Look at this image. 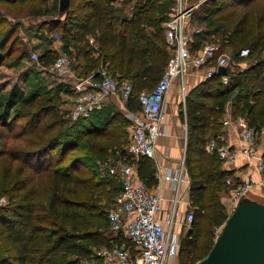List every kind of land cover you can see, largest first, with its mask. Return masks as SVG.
I'll list each match as a JSON object with an SVG mask.
<instances>
[{"label": "trees", "instance_id": "16d2710c", "mask_svg": "<svg viewBox=\"0 0 264 264\" xmlns=\"http://www.w3.org/2000/svg\"><path fill=\"white\" fill-rule=\"evenodd\" d=\"M113 1L71 0L65 11L57 10L60 16L65 15V22L54 24L55 28L62 24L66 38L74 30L78 34L91 29L101 32L102 54L87 58L79 74L92 73L99 80L101 66L108 63L106 70L120 82L134 84L126 103L129 110L136 111L140 94L152 90L167 69L170 49L164 29L175 0H139L136 5L134 0H123L121 6ZM33 2L45 0H0V13ZM57 11L49 5L32 6L29 14L37 17ZM192 22L202 27V32L195 34L196 47L218 40L217 54L228 49L238 61L243 48H249L250 54L249 66L230 73L227 84L215 75L187 96L186 165L194 219L187 237L181 239V264L204 260L216 242L215 238L207 251L201 252L203 217L209 215L219 228L229 218L221 200L223 192H228L226 179L232 178V171L222 168L217 153L205 150L209 135L219 133L229 100L233 99L234 117L242 115L240 110L246 107L243 115L249 124L264 125V0H208L194 11ZM5 37L0 41V65L6 58L1 52ZM66 50L72 58L69 48ZM58 55L48 49L39 54L40 64L49 66ZM72 69L78 72L73 58ZM63 94L74 95L65 81L28 93L17 88L0 91V199L7 201L0 205V264H82L95 256L92 247L119 241L110 230L111 208L106 211V204L116 194L120 196L122 184L117 176L104 175L96 166L108 161L111 153L117 162L134 163L138 177L148 187L159 182L152 158L136 160L127 152V113L101 108L72 122L62 108ZM249 98L243 107L242 101Z\"/></svg>", "mask_w": 264, "mask_h": 264}, {"label": "built area", "instance_id": "2783aa9c", "mask_svg": "<svg viewBox=\"0 0 264 264\" xmlns=\"http://www.w3.org/2000/svg\"><path fill=\"white\" fill-rule=\"evenodd\" d=\"M206 1L208 0H175L171 7L170 18L164 29L165 40L170 49L167 69L152 90H144L140 94L139 110L127 108L130 119V142L127 152L133 159L156 156L159 139L167 135V126L163 121L166 97L175 81L179 80L184 87L186 77L193 69H197L203 70L202 74L206 78L220 75L222 81L228 83L230 72L236 74L249 66V48L240 51L242 60L238 61L231 51L224 50L217 54L219 45L215 42L206 41L198 44V47L195 46L197 45L195 34L201 33L202 27L192 22L193 13ZM31 57L33 61L38 62L42 70L56 73L64 81L71 78L69 82H72L74 95L71 97L73 107L70 113L74 120L90 117L93 112L103 108L111 97H118L126 102L134 89L131 81L120 82L106 69H102V77L99 80H95L92 74L75 77L72 58L67 52L60 53L49 66L40 64L37 52L32 51ZM220 67H226L228 73L226 75L219 73ZM229 111L230 106L227 105V113ZM231 120V115H228L225 123ZM234 121L240 128L244 141L241 152L249 163L258 159L256 167L260 176L258 178L249 176L237 182L231 177L226 179L231 194L227 207L228 216L236 210L242 198L250 196L254 186L264 188V159L257 154L258 142L264 135V125L251 126L243 116ZM206 149L211 153H217L229 168L237 162L239 151L221 144L215 137L208 141ZM136 168L134 163L122 160L116 164L109 161L100 164L102 174L117 176L122 184L119 199L108 212L110 230L119 236L120 240L113 242L111 246L101 247L93 258L84 260L82 264H181V236L175 228L178 205L191 188L186 154L182 156L177 167H168L164 172L161 170L157 172L159 181L163 179L168 181L175 192L172 208L163 217L161 192L142 182ZM186 205V222L191 225L194 219V206L190 199ZM200 263L201 261H198L195 264Z\"/></svg>", "mask_w": 264, "mask_h": 264}, {"label": "crops", "instance_id": "0c3cea01", "mask_svg": "<svg viewBox=\"0 0 264 264\" xmlns=\"http://www.w3.org/2000/svg\"><path fill=\"white\" fill-rule=\"evenodd\" d=\"M123 0H114L112 4L116 6H121ZM139 0H134L133 4L138 3ZM136 5V4H135ZM170 12L168 13L169 16ZM132 16V15H131ZM65 18V15H63ZM169 18V17H168ZM61 34V33H60ZM56 34V46H48L46 50L51 49L56 53L60 54L66 52V48H69L71 55L75 61V66H77L78 72L74 70L75 77H86L88 75H80L79 73L83 72V67L87 63V58H97L102 53L103 37L101 32L98 29L90 30L87 32H79L74 30L70 38H66L64 34ZM109 34H108V43H109ZM58 44L62 46H58ZM105 44V43H104ZM109 46V45H106ZM61 48V49H60ZM45 50V51H46ZM42 51L41 53L45 52ZM108 64V63H107ZM106 65H102L103 69H106ZM203 70L193 69L192 72L186 77V82L183 85L180 81H175L169 94L166 97V113L164 117V123L167 126V135L159 139L157 145V153L153 159L156 170L165 171L168 167H177L182 156L186 154L187 145H188V122H187V96L189 93L203 81H206L207 78L202 74ZM231 73V72H230ZM71 81V78L68 80ZM66 80V82H68ZM177 91V92H176ZM68 96V95H67ZM72 96H69L71 98ZM72 104V98H71ZM231 104V103H230ZM230 104H228L230 106ZM105 110L108 112L122 111L125 114L127 113V103L123 100H120L118 97H111L107 103L104 105ZM231 108V106H230ZM182 113L185 115V120H182ZM228 115H231L232 120L229 123H225ZM239 116L245 117L242 115H237L236 117L232 114V109L229 113L226 112L223 119L220 121V130L217 134L209 135L208 141L215 137L219 140L221 144H225L230 149H235L239 151L237 162L234 166L229 168L225 162L221 160V166L223 169L232 171V178L237 180L247 179L249 176H254L258 178L260 176L257 167L256 161H249L242 154L241 150L244 146V141L241 138L240 128L237 126L234 121ZM129 129V128H128ZM208 144V142H207ZM206 144V146H207ZM205 146V150L207 151ZM209 152V151H207ZM211 153V152H209ZM212 154V153H211ZM257 154L259 157L264 159V135L261 136L258 146ZM140 159V158H139ZM157 174V173H156ZM154 188V187H153ZM155 188L159 190L163 196V212L162 217L169 212L172 208V199L175 196L174 190L170 187L168 181L164 179L159 181ZM223 192L226 197H228V204L230 203L231 194L228 191ZM250 197L254 198L260 202H264V188L259 186H254L250 191ZM189 200V192L185 194L183 201L178 205V213L176 215V228L175 230L181 236V239L184 235H187L190 232L191 225L186 222L187 217V205L186 202Z\"/></svg>", "mask_w": 264, "mask_h": 264}, {"label": "rangeland", "instance_id": "374dc122", "mask_svg": "<svg viewBox=\"0 0 264 264\" xmlns=\"http://www.w3.org/2000/svg\"><path fill=\"white\" fill-rule=\"evenodd\" d=\"M28 5L29 3L24 5H13L6 11L8 14L5 13V15H2L0 13V41H2L4 39V35H6V41H4L5 44L4 46H1V52L4 54L3 58H6L1 59L3 64L0 65V91L3 93L9 92L14 88H17L18 91H22L23 93L31 92V90H35L38 87L42 90H46L55 86L56 83L64 81L63 78L56 73L42 70L39 67L38 62L33 61L32 57H30L31 51L41 54V52L45 51L48 46H56V34L61 33L62 24L55 28L54 22H65L64 17L60 16L57 11L59 7V0H45V3L33 2L30 3L29 7ZM47 5L55 9L57 12L51 15L37 17L29 14V9L32 6L44 7ZM4 9L6 8L4 7ZM196 9L198 10L199 7ZM217 41L218 40H216L215 43L219 45ZM58 46L62 45L58 44ZM225 51L230 50L226 49ZM262 56V58H264V53ZM66 83L72 86V82L68 81ZM223 84L227 83L223 82ZM61 100L63 103L62 108L67 111L66 116L71 118L70 112L73 107V104H71V98H69L66 94H63L61 95ZM248 100H250V98L242 101L243 107ZM230 103H233V99L229 100L228 104ZM240 111H242L240 114H243L244 111H246V107L242 108ZM184 115L185 114L182 113V120L186 121ZM71 120L72 122H76V120L72 118ZM128 128L129 126L125 127V135L130 138V131ZM78 131L79 130L75 128L74 134H77ZM209 134L211 133H208V135ZM116 158L117 156L111 153L109 155V163L116 164ZM67 161H69V158H67ZM96 166H100L99 162H97ZM118 181L119 180L116 179L117 183H119ZM228 194L229 193L227 192V195ZM222 196L221 202L227 208L229 205L227 201L228 197H226L225 194ZM118 199L119 194H116L113 197V201L111 200L110 203L106 204V211L112 208L115 202L117 203ZM5 203H7L6 199H0V205ZM91 220L98 222L94 217H92ZM201 221L203 226V237L200 241V250L203 253L204 251H207L212 241H214V239L217 238V235L220 234L223 226L219 228L213 225L209 215L203 217ZM187 235H184L182 240L186 238ZM92 249L96 252L100 249V247H92ZM198 261L200 260H197L196 263Z\"/></svg>", "mask_w": 264, "mask_h": 264}, {"label": "water", "instance_id": "95a60500", "mask_svg": "<svg viewBox=\"0 0 264 264\" xmlns=\"http://www.w3.org/2000/svg\"><path fill=\"white\" fill-rule=\"evenodd\" d=\"M71 0H59L65 11ZM219 73L226 75V67ZM200 264H264V202L242 198L227 219L209 255Z\"/></svg>", "mask_w": 264, "mask_h": 264}]
</instances>
